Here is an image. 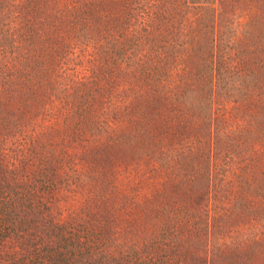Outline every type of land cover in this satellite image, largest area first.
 <instances>
[{
  "label": "rangeland",
  "instance_id": "rangeland-1",
  "mask_svg": "<svg viewBox=\"0 0 264 264\" xmlns=\"http://www.w3.org/2000/svg\"><path fill=\"white\" fill-rule=\"evenodd\" d=\"M0 264H264V0H0Z\"/></svg>",
  "mask_w": 264,
  "mask_h": 264
}]
</instances>
